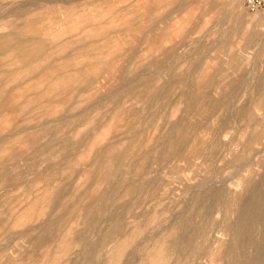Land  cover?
Segmentation results:
<instances>
[{
    "label": "bare ground",
    "instance_id": "6f19581e",
    "mask_svg": "<svg viewBox=\"0 0 264 264\" xmlns=\"http://www.w3.org/2000/svg\"><path fill=\"white\" fill-rule=\"evenodd\" d=\"M82 1L57 0L58 3L65 5L66 9L63 12L66 13V17L61 20L58 19V21L51 20L45 26H40L38 19L29 17V12L31 11L28 7L30 5L16 3L5 8L3 17L0 18V156L4 151L13 147L14 143L12 141L26 136L27 134H22L25 132L30 133L25 138H28V143L30 142L39 159L42 158L40 156L46 157L42 163L52 160L53 156L58 153V157L61 160L53 166H57L55 169L59 171H64L68 167V163L70 164L72 158L70 153L79 149V146L69 145L68 139L65 138L64 134L60 139L52 138L49 141L47 140V144H37L42 138L46 137L47 139L48 136L52 135L59 136L63 133L67 124H73L78 119L92 120L89 119L86 113L88 102L92 100L91 98H94L92 97L93 94L97 95L103 86H107L109 79L106 75L108 70L106 71L105 67L107 61L104 59L113 57L115 53H119L118 49L121 50V47L117 48V45L114 48L117 49V52H112V50L106 53L103 50L109 46L110 40L116 39L113 38L116 33L112 32L114 33L112 36H109L110 34L107 36L99 32L97 29L99 22H94L93 19L88 18L91 13H87L88 15L80 13L81 8L88 6L87 3ZM235 1L238 2V0ZM194 2L196 0H147L144 6L147 10L148 8L152 10L153 7H156L157 10V7L161 8L162 6L163 8V6L167 7L170 5L172 8H182L183 13ZM232 2L234 0H228L224 5L231 7ZM6 3L5 5L8 4ZM68 8L73 10H67ZM216 8H218V5L210 1L205 7V12H213ZM231 8L236 9L234 5ZM152 11H155V8ZM118 14L119 12L116 13L117 16ZM161 15L163 16L164 14ZM77 16L79 17L77 18ZM121 16L119 15V18ZM112 17H116L115 14ZM151 17L153 18V15ZM116 18L118 19V17ZM170 18L172 17L170 16ZM239 18L243 22V16ZM108 21H106L107 24H110ZM106 22L105 25H107ZM113 22L114 20L111 23L113 24ZM162 22L165 26L166 20L164 19ZM55 23L60 25L61 30L56 32V29L55 33L50 34L49 32L54 28ZM124 23L126 24L127 20ZM114 25L115 22L108 28H112ZM127 25L129 24L127 23ZM138 26L141 28L142 24H137ZM166 26L168 25L166 24ZM166 26L164 27L165 29ZM164 31V29L161 31L163 35H165ZM158 36L159 34L154 39H157ZM104 39H107V41L100 43ZM146 39H151V37L147 36ZM247 39L248 43L257 41V44H261V47L259 46L260 49L264 48V32H251ZM159 44L156 42L150 43L148 46H151L149 51L157 50L166 55L168 51L161 50L158 47ZM185 46V48H190L189 50L193 51L199 58V62L201 60L205 62L204 58L209 57V53L213 49L218 48L217 45H214L206 49L207 45L200 39L191 40ZM111 47L113 48V46ZM147 48L145 51L148 53ZM173 49L169 50V53ZM141 54L142 52H140ZM259 56L260 54L257 53L256 58L251 59L253 67ZM240 57L243 58L237 59L234 57L231 60L232 64L241 66L245 61H249L245 58L246 56L240 55ZM147 59L151 60L149 57ZM146 62H149L145 65L146 68H158V64L150 61ZM140 63L142 64L143 60ZM129 70L132 72L133 68L131 67ZM202 72L206 73L204 70ZM133 73L135 72L133 71ZM120 79L125 81L120 84L119 90L127 88L126 90L129 93L135 94V91H138V88L143 86L142 90L139 88L141 94H148L149 100L146 101L154 106L155 103H158L160 97L163 98L169 94V91H166L165 93L156 92L152 95L153 93L148 90L152 86V79L141 77V85L138 84V86L128 83L124 75ZM220 79H223L221 74L216 77H209L203 82L201 81L200 89H198L200 90L199 97L197 98L202 100L200 105L212 109L210 111L212 114L218 112L221 108L228 112L227 117L225 116L219 121V128L217 129V136L214 142H204L200 136H196L199 142H203L202 148H194L191 153H184L182 144L185 142L189 127L188 125H182V120H178L172 124L171 134L168 133V135L158 138L156 146L151 153L153 157L149 155L139 163L133 158L134 156L124 163V159L127 156V149L124 147L126 141L106 144L97 149H94L96 145L92 144V148L87 154L81 156L78 160L74 158L76 162L73 163L78 168L76 166L77 171L75 172L74 170L68 171L67 180L70 179L71 181L65 179L66 181L63 180L60 183L55 182L58 185L56 186L53 178L48 176L47 183L44 186L45 192L41 196H35L32 203L24 204V207L21 205V207L11 211L0 209V241L2 242L0 245V258H3L4 263L9 264V261H6V258L9 257L6 256V251L10 247L9 243L7 245L3 243L6 238V232L4 234L2 232L7 230V225L10 221L5 219L6 214L9 219L17 216L16 222L14 221L16 226L20 225L19 227L23 228L21 225H25L27 227L20 238L33 246L31 251L40 247L47 248V254H45L47 256L46 264H127L130 257L135 255L138 250H143L146 264H168L171 256L175 257L174 264H183L184 262L196 264L197 260L202 256H207L209 261L214 264H264V157L260 155L264 153V72L254 76L253 90L255 95L246 91L248 98L240 106L237 105L240 99L238 90L242 86L240 83L246 82L243 78L227 83L230 89V97L227 95V98L225 95L216 101L208 98L210 91L218 92L221 89ZM196 88H198V85ZM249 88H252L251 84L247 86V90ZM108 92L110 93L109 90ZM113 92L115 93V91ZM185 93L187 94L188 92ZM132 94H129V97H133L134 95ZM113 96L115 97V95ZM122 97L123 95H120V98ZM180 97H182V92ZM120 103L122 104V102ZM199 106L191 108L190 104L187 109L192 112L197 110ZM230 130H236L235 134H232ZM116 133L118 132L116 131ZM224 133L232 134L230 142H223L222 136ZM19 134L21 138H15ZM21 134L24 136L22 137ZM176 134L178 135L177 139ZM114 138L118 137L115 136ZM56 141H58L57 144ZM42 142L44 141L42 140ZM18 154L20 155V153ZM19 155L15 156L16 160L17 158H22ZM22 156V160L26 159L25 161H27L28 157L26 158L24 154ZM2 157H4L3 154ZM94 157L103 159L100 161V165L106 164L104 168L106 166L110 168L107 169L108 171L106 170L110 173V176H118L119 173L118 183L113 184L112 180L111 184V179L109 180L110 176L108 175L97 176L100 170H97V173L91 168L92 163H94V160H92ZM31 158H34V160ZM31 158L28 159L30 164L33 161H38L35 159L37 158L36 156ZM151 158L155 159L159 167H166L170 163L182 161V159L190 167L196 166V162H200L197 161L198 159H202V163L207 165H216L220 160H224L227 163H231L238 171L240 170L248 175L245 176L243 174L240 182H238V185L243 187L242 192H232L230 185L229 188L213 185L207 190H202L196 194L193 197L194 206L191 209L193 213L186 216L183 214L185 212H182L178 216L177 222L169 227L168 237L153 239L150 241H153L150 245V237L146 235L148 233H145L148 219H144L142 224H139L138 221V218L147 216L148 211L143 210L140 213H136V209L141 204L139 196L141 191L149 188L152 184L155 186L154 180L147 177L149 174L148 160ZM91 160L90 167L89 162ZM252 162L263 170L258 175L259 178L254 176L255 170L251 167ZM136 163L138 165L135 169L137 172L134 171ZM30 164H28V170L35 165V163ZM81 165L83 166L82 168L79 167ZM171 168L174 171L176 170L174 167ZM0 169L3 171V175L5 174L8 177L7 174L9 173L7 171L9 170L2 165H0ZM71 173H75V176L72 177L71 175L70 177ZM61 175L60 177L64 176ZM78 176L80 178L76 180ZM173 179L180 180L181 176L177 174ZM4 183H1L5 185L4 188L12 186L11 180ZM26 196L27 198L30 196L28 190L26 191ZM45 200L46 205H40ZM216 213H221L222 219L218 225L221 226L223 234L228 237L226 241L218 237L217 240L211 242L207 238L208 232L215 224L214 214ZM100 217H102L103 223H106V227L103 230L99 227ZM197 218L200 221H196ZM194 219L195 221H193ZM35 222L37 224H34ZM11 228L9 229L11 230ZM88 233H98L99 236L96 240H92ZM137 235H142V240L137 242L129 252L128 258L121 260L123 248ZM19 246L17 243L12 245L11 248H22ZM10 254L13 253L11 252Z\"/></svg>",
    "mask_w": 264,
    "mask_h": 264
},
{
    "label": "rangeland",
    "instance_id": "374dc122",
    "mask_svg": "<svg viewBox=\"0 0 264 264\" xmlns=\"http://www.w3.org/2000/svg\"><path fill=\"white\" fill-rule=\"evenodd\" d=\"M6 1L8 4L6 3ZM210 1L218 5V8L214 9L213 12H205V7ZM226 1L228 0H196V2L192 3L182 13V8H172V6L170 5L167 6L168 9L166 6H163V8L161 6V8L157 7V10L156 7H153L152 10L155 8V11H152L151 8H148L147 10L144 6L146 5L147 0H83L82 2L87 3L88 6L81 8L80 13H82V15H88L89 13H91V16L89 14L88 18L93 19L94 22H99L98 26L102 30L99 29L98 26L97 29L104 35L108 36L110 34L109 36H112L114 33H116L113 35V38L116 39L110 40L109 46L105 49H102L105 50L106 53L109 51L111 52L112 50V52H114L117 50L114 49L115 45H117V48L121 47V50L118 49V52L120 53L122 51V53H115L113 57H110L112 56L110 55L107 56L110 58H103L107 61L105 63V67L106 71L108 70V73L106 75L109 79L107 81V86H103V88H101L97 95L93 94L92 97L94 98H91L92 100L88 102L89 104L87 103L88 105L86 107V113L88 114L89 119L92 120H83L81 118V120L78 119L79 121L76 120L73 124L66 123L67 126H64V131L59 136L52 135L48 136L47 139L46 137L42 138L37 144H47L50 139H60V137H62L64 134L65 138L68 139L69 145L79 146V149L70 153L72 158L70 164L68 163V167L65 169L66 172L65 170H56L55 168H57V166H53L54 164H56V162L61 160V158L58 157V153L53 156L52 160H47L46 162L42 163L43 161H45L44 158L46 157L39 155L40 157H42V160L39 159L38 155L34 152V148L30 145V142L28 143V138H25L30 133H22L27 135L24 136L21 134V136L24 137L22 139H15L16 141H12V143H14L13 147L2 153L4 157H2L1 154L0 165L9 170L7 171L9 173L7 174L9 178L5 176V174L3 175V171L0 169V178L2 179H0V206H2L0 207V209L11 211L13 209H17V207H21V205L22 207H24V204L32 203L35 196H41L42 193L45 192L44 186L47 183L48 176L53 178L54 184L56 186H58L56 184L57 182L60 183L65 179L67 180L68 171H77L78 166L74 164L76 162L75 159L78 160L81 156L87 154L88 151L92 148V144H95L96 146H94V149H97L101 146H105L106 144H115L119 141H126L124 147L127 149V156L124 159V163L132 159V156H134L133 158L137 161V163H139L149 155L150 157H153V154L151 153L153 148L156 146L158 138L163 135H168V133L171 134V126L178 120H182V125H188L189 127V132L187 134L185 142L184 144H182V150L184 153H191L194 148H202L203 142H199L196 139V136H200L201 140H203L204 142H214V139L217 136V129L219 128V121L225 116L227 117L228 112L227 110L221 108L218 112L212 114L210 112L212 109L204 107V105H200L202 100L197 99L200 92V90H198L200 89L199 85L207 78L216 77L221 74L223 78L219 80V83H221V89L218 90V92L210 91V96L208 95V98L210 100L216 101L225 95L226 97L227 95L230 97V89L228 88L227 83L232 80L243 78V80H245L246 82L240 83V85L242 86L238 90L240 99L237 105L240 106L244 104L246 102V99L248 98L246 91L253 93L252 95H255V92L253 90L254 76L256 74H263L264 72V48L260 49L261 44H257V41L248 43L247 39L249 33L251 34V32H264V12H250L246 8L244 2L241 0H238V2L234 0V2H232L231 7H233V5L234 7H236V9H234L225 6L224 4ZM0 2V18L3 17L4 10L7 6H13L16 3L30 5L28 7L31 11L29 12V17L32 19H38L40 26L49 24V21L51 20L58 21V19L61 20L66 17V13L63 12L66 9L64 7L65 5L63 3H58L57 0H0ZM5 3L7 5H5ZM67 10L73 9L68 8ZM148 11H151L152 14ZM118 12L119 14L117 16L116 13ZM114 14L116 17H118L119 20L116 17H112ZM161 14L164 15L162 16ZM119 15L124 16H121L119 18ZM152 15L153 18L151 17ZM159 15L161 16L157 18ZM154 16L157 19H155ZM170 16L172 18H170ZM240 16H243V22L240 21ZM78 17L79 16H77V18ZM164 19L167 22H165V26L166 24L168 25L166 26V29L168 28L167 31L169 30L168 32L164 28L165 26L162 22V20ZM107 20H111L110 22L108 21V23L110 24H112L111 22L112 20H114L115 25L112 28H108L111 27L114 22L112 25H110L107 24ZM126 20L129 25H127V23H124V21ZM147 20H150L151 22ZM105 22L107 25H105ZM145 22L150 23L146 24ZM140 23L142 24L141 28H139L140 25L137 27V24ZM103 26H107L105 27L107 29H105ZM133 26H136L137 30L136 27ZM54 28L50 30V34H52L53 32L55 33L56 29V32H59L61 30L60 25H57L56 23ZM169 28L172 30H170ZM163 29L165 30V35H163V33L161 32L163 31ZM158 34L159 36L157 37V39H154ZM147 36L151 37V39H146ZM197 39H200L205 45H207L206 49L211 48L214 45L218 46V48L213 49V51L209 53V57L204 58L205 62L202 60L199 62V58L193 53V51L189 50L190 48H185V45L187 43H189L191 40ZM159 40L162 41L159 42ZM106 41L107 39H104V41H101L100 43H104ZM153 41H155L157 44L160 43L158 47L161 50H165L166 52L168 51V53L164 55V53L157 50L149 51V48L151 46H148L150 43H155ZM111 46H113V48ZM146 48L148 50V53L147 51H145ZM172 48H174L173 51L169 53V50H172ZM140 52H142L143 55H140ZM151 53L152 57L150 58ZM257 53H259L260 56L257 58L256 63L253 67L251 59H255ZM240 55L244 57L246 56L245 58H247L249 61H245L243 64H241V66L238 64L233 65L231 60L234 57H236L237 59H242L243 57H240ZM153 56H155L156 58L154 57L153 59ZM148 57L151 60H148ZM142 60L143 63L141 64L140 62H142ZM146 61L158 64V68H146L145 65L149 63ZM137 66L138 68H136ZM131 67L133 68V71L135 73L129 70L131 69ZM203 70L206 73H203ZM207 74H209V76H207ZM122 75L125 76V79L128 80V83L137 86L138 84L141 85V77L148 78L149 80L152 79V86L150 89H148L150 93H153L152 95H154L156 92L165 93L166 91H169V94H167V96L163 98L160 97L158 103H155L154 106L152 103H148L146 101L149 100L148 94H141L140 91L142 90L143 86L139 87L141 88V90L138 88V91H135L136 93L133 92L135 94L129 93L128 90H126L127 88L121 89L122 91L119 90L118 88L120 84L125 81L120 79ZM198 76L200 81L198 79ZM250 84L252 88H249V90H247V86ZM197 85L198 88H196ZM108 90L110 91V93L108 92ZM113 91H115V93ZM181 92L182 97H180ZM185 92L188 93L186 94ZM112 94L115 95L116 98ZM129 94H132L134 96L129 97ZM138 94L140 95L138 96ZM94 95L97 97H95ZM120 95H123V97L120 98ZM106 100L108 101V103ZM120 102H122V104ZM190 104L191 108L198 107L200 105L198 108L199 110L197 109L190 112L187 109ZM116 131L118 133H116ZM235 131L236 130H230L232 134H235ZM177 134L176 139L178 138ZM232 134L224 133L222 136L223 142H230L232 140ZM115 136H117L118 138H114ZM15 138H21L20 134ZM42 140L44 142H42ZM57 142L58 141H56V144ZM18 153H20L21 156ZM23 154L26 158L28 157L27 161H25L26 159L22 160ZM18 155L19 157H22L20 158L21 160L19 158H17L16 160V157ZM260 155L261 157H264V153H261ZM32 156H36L38 159H35L38 161L35 160L37 163L33 161L35 165H33V167L28 170V164H30V160L28 163V159H30ZM31 159L34 160V158ZM98 159L99 158L94 157L92 159L94 160V163H92V160L89 162L90 167L92 163L91 168H93L97 173L100 170L101 173L99 172V174H97L98 177L102 175L110 176V173L107 172V169L110 168L108 166L104 168L106 164H103V166L100 165V161H102L103 159ZM151 159L148 160L149 171H147L149 174L147 175V177L154 180L155 186L152 184V186H150L149 188H145L141 191L139 195L141 204L138 206V209H136V213H140L143 210L148 211L147 216L138 218V221L139 224H142L144 219H148V224L145 227V233H148L146 235L150 237V245L153 242L150 241L153 239L168 237L169 227L177 222V218L180 214H182V212H185L183 214L186 216H189L193 213L191 212V209L194 206L193 197L196 194H198L202 190H207L210 186L213 185L222 187L224 186L226 188H229L230 185L232 188V192H242L243 187L241 185H238V182H240L243 174L245 176L248 175L245 172L242 173L240 170L238 171L236 167H234L231 163H227V161L224 160H220L216 165H207L202 163V159H198L197 161L200 162H196V166L190 167V165H188L186 161L182 159V161L170 163L166 167H159L157 162H155V159ZM33 163H31L30 165H32ZM137 163L134 166L135 172H137L135 170L136 167H138ZM79 167L82 168L83 166L81 165ZM101 167H103L104 169ZM171 167L176 168V170L174 171ZM251 167H253L255 170L254 176H256V178H259L258 175L261 174L263 170L255 165L254 162L251 163ZM103 170L104 172H102ZM59 174H62L64 176L60 177ZM177 174L181 176L180 180L173 179V177ZM71 175L72 177H74L75 173H71L70 177ZM113 176L114 175L109 177V180L111 179L110 182L113 180V184L118 183L119 173L118 176H114L116 180L113 179ZM7 178L8 180H6ZM79 178L80 177L78 176L76 180H78ZM9 180H11L12 186L4 188L5 185H2L1 183L5 184L4 182ZM67 181L71 180L68 179ZM27 190L30 193V196H28V198L26 196ZM42 202L40 203V205H46V200ZM5 217V219L10 220L7 225V230L2 232L3 234L5 232L7 233H5L6 238L3 243L5 245L9 243L10 246L6 251V256H9L6 258V261H9V264H46L45 261L47 260V256L45 254H47V248L40 247L35 248L31 251L33 246L30 243H27L26 240L22 241L23 239L20 238L21 234L23 233V231H25V229H27V227H25V225H21L23 227L21 228L19 227L20 225H15L17 216L9 219L8 215L5 214ZM101 218L102 217H100L99 220V227H101V229L103 230L106 227V223H103ZM221 219V213L214 214L215 224L210 229L207 235L208 240L211 242L217 240L218 237L223 241H226L228 239V237L223 234L221 226L218 225ZM193 221H195V219ZM196 221H200V219L197 218ZM12 223L13 225H11ZM34 224L37 223L35 222ZM11 226L13 227L11 228ZM14 227L15 229H13ZM16 227L18 228V230ZM9 228H11V230ZM34 234L36 233L34 232ZM88 235L91 236L92 240H96L99 236L98 233H88ZM141 237L142 235H137L127 243V245L123 248V256L121 260L128 258L129 252L134 248L137 242L142 240ZM17 243L22 248H11L12 245H16ZM1 244L2 242L0 241V245ZM9 252H12L13 254H10ZM135 255L130 257L127 264H146L144 260L143 250L136 251ZM174 260L175 257L171 256L169 258L168 264H174ZM5 263L3 258H0V264ZM183 264L192 263L184 262ZM196 264L214 263H211L207 256H202L197 260Z\"/></svg>",
    "mask_w": 264,
    "mask_h": 264
},
{
    "label": "built area",
    "instance_id": "2783aa9c",
    "mask_svg": "<svg viewBox=\"0 0 264 264\" xmlns=\"http://www.w3.org/2000/svg\"><path fill=\"white\" fill-rule=\"evenodd\" d=\"M250 12H264V0H243Z\"/></svg>",
    "mask_w": 264,
    "mask_h": 264
}]
</instances>
